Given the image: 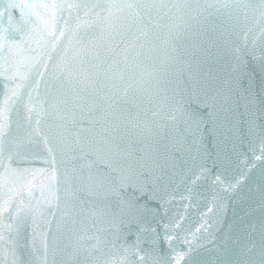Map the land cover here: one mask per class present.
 <instances>
[{"label": "water", "instance_id": "water-1", "mask_svg": "<svg viewBox=\"0 0 264 264\" xmlns=\"http://www.w3.org/2000/svg\"><path fill=\"white\" fill-rule=\"evenodd\" d=\"M0 264H264V0H0Z\"/></svg>", "mask_w": 264, "mask_h": 264}]
</instances>
